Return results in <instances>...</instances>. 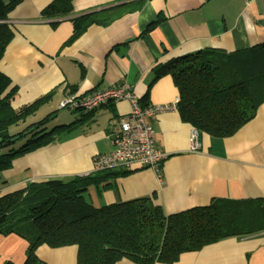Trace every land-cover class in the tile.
<instances>
[{
    "label": "crops",
    "instance_id": "1",
    "mask_svg": "<svg viewBox=\"0 0 264 264\" xmlns=\"http://www.w3.org/2000/svg\"><path fill=\"white\" fill-rule=\"evenodd\" d=\"M52 1L21 0L7 14L13 36L0 59V72L16 89L14 109L49 95L47 105L59 111L70 94L88 96L122 83L145 106H176L178 91L170 75L154 80L156 66L264 43V0H73L68 17L44 19L41 10ZM103 10L114 16L109 24H93L66 44L73 18ZM129 110L128 102L118 101L91 112L58 114L56 141L16 158L2 174L14 181L0 193L27 182L89 174L93 157L112 150L110 134ZM146 121L156 147L166 154L160 177L135 165L113 170L123 173L90 186L84 194L87 202L100 207L147 199L166 216L216 199L264 203V103L230 137L198 134L197 152L190 151L193 128L176 108ZM27 248L16 235H0V264H23ZM35 255L39 264H77L76 246L41 245ZM116 264L134 263L122 259ZM174 264H264V231L184 253Z\"/></svg>",
    "mask_w": 264,
    "mask_h": 264
},
{
    "label": "trees",
    "instance_id": "2",
    "mask_svg": "<svg viewBox=\"0 0 264 264\" xmlns=\"http://www.w3.org/2000/svg\"><path fill=\"white\" fill-rule=\"evenodd\" d=\"M20 1L0 0V21H6ZM72 2L53 0L41 10V16L48 20L66 18L73 12ZM113 19L106 10L73 18L66 44L89 26L107 25ZM160 21L158 18L149 29ZM12 36L10 27L0 23V59ZM153 70L154 80L170 75L178 91L176 110L198 134L230 137L253 119L264 103V43L231 53L202 52ZM15 95V87L0 72V179L16 158L48 145L54 137L53 132L43 134L38 127L8 133L9 125L32 115L50 97L14 109L11 102ZM28 135L25 144L16 149L12 138L21 140ZM120 173L106 170L27 182L0 193V235H16L27 242L23 264H39L35 251L41 245L53 249L76 246L77 264H116L122 259L134 264H174L184 253L264 231L262 201L216 199L205 207L166 216L147 199L100 207L85 200L90 186Z\"/></svg>",
    "mask_w": 264,
    "mask_h": 264
},
{
    "label": "built area",
    "instance_id": "3",
    "mask_svg": "<svg viewBox=\"0 0 264 264\" xmlns=\"http://www.w3.org/2000/svg\"><path fill=\"white\" fill-rule=\"evenodd\" d=\"M0 23L7 24L6 21ZM118 101L129 104V112L120 117L116 129L110 134L112 150L98 154L92 159V172L106 170H127L132 166L146 167L160 177L161 163L166 154L156 147L152 125L146 119L174 110L175 104L166 106H145L132 93L130 85L122 83L117 87L94 91L88 96L70 94L58 105L59 110L91 112ZM198 133L192 130L189 136L190 151L197 152Z\"/></svg>",
    "mask_w": 264,
    "mask_h": 264
},
{
    "label": "rangeland",
    "instance_id": "4",
    "mask_svg": "<svg viewBox=\"0 0 264 264\" xmlns=\"http://www.w3.org/2000/svg\"><path fill=\"white\" fill-rule=\"evenodd\" d=\"M47 102L48 101H46L42 105H40L39 108L32 115L26 117L24 120L19 121L16 124L9 125L7 128L8 133L10 135H15V134H18L20 132H23L25 129H28L29 127H31V128L38 127L39 129H43V131L41 132L43 134L53 132L54 138L49 144L54 142V140L56 141V139L60 135L59 123L57 122V117H58L57 115L60 113H66L67 115H69L70 111L69 110H59V111L55 110L54 107L48 106ZM39 122H44V124L39 126V125H37ZM29 136L30 135H28L26 138L21 139V140H17V137L12 138V140L15 141L14 147L16 149L21 147L23 144H25V142ZM37 136H40V135L37 134ZM90 172H92V171H90ZM90 172H88V173H90ZM71 175H73V176H71V178L77 176L76 174H71ZM4 179L5 178L2 175V177L0 179V189H2V187L6 188L7 186H9L14 181V179L12 177L6 178L7 179V180L5 179L6 182H3Z\"/></svg>",
    "mask_w": 264,
    "mask_h": 264
}]
</instances>
